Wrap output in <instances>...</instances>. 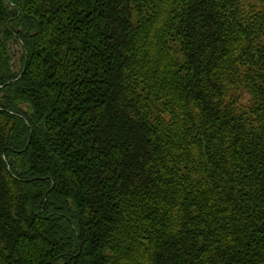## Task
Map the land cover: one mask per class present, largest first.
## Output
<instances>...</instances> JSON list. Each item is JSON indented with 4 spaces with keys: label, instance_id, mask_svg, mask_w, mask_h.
<instances>
[{
    "label": "trees",
    "instance_id": "trees-1",
    "mask_svg": "<svg viewBox=\"0 0 264 264\" xmlns=\"http://www.w3.org/2000/svg\"><path fill=\"white\" fill-rule=\"evenodd\" d=\"M126 1L0 0V264H264V0Z\"/></svg>",
    "mask_w": 264,
    "mask_h": 264
},
{
    "label": "rangeland",
    "instance_id": "rangeland-1",
    "mask_svg": "<svg viewBox=\"0 0 264 264\" xmlns=\"http://www.w3.org/2000/svg\"><path fill=\"white\" fill-rule=\"evenodd\" d=\"M153 0H128L125 4L128 6L131 20L135 24H141L152 12ZM16 51V48H14ZM18 56L16 55V58Z\"/></svg>",
    "mask_w": 264,
    "mask_h": 264
}]
</instances>
